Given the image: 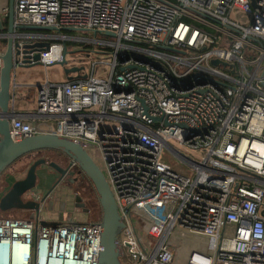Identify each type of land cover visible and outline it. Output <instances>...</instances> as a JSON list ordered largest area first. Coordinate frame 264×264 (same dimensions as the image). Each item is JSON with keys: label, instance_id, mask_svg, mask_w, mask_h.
<instances>
[{"label": "built area", "instance_id": "obj_1", "mask_svg": "<svg viewBox=\"0 0 264 264\" xmlns=\"http://www.w3.org/2000/svg\"><path fill=\"white\" fill-rule=\"evenodd\" d=\"M13 11L14 25L80 29L14 28L19 45H50L26 114L42 126L16 113L13 91L9 134L93 148L123 222L121 262L264 264V0H13ZM74 39L95 43L94 58L70 79L46 76ZM39 220L0 216V264H98L99 221Z\"/></svg>", "mask_w": 264, "mask_h": 264}, {"label": "water", "instance_id": "obj_2", "mask_svg": "<svg viewBox=\"0 0 264 264\" xmlns=\"http://www.w3.org/2000/svg\"><path fill=\"white\" fill-rule=\"evenodd\" d=\"M13 0H9L8 14L6 18V27L0 20V29H5L6 45L1 57L0 67V175L5 168L13 164L26 154L41 150L60 151L69 160V166L75 165L82 171L92 182L97 193L98 203L101 210L99 225L100 233V250L97 262L98 264H124L120 258L122 250L119 245L118 235L123 227L122 218L118 213L116 203L98 165L85 149V145L73 138L64 137L55 133L44 132L32 136H26L14 140L9 134V119L14 114L10 107L12 92L17 86L14 81V69H30L39 66V51L48 49L49 42H34L31 44L19 45L14 39V28L21 31L34 30L35 32L46 33L47 35L61 34L63 31H80L72 27L58 28L50 25H14ZM106 35L113 36L111 31H105ZM67 53L66 46L63 45V56ZM65 59L59 63L63 65ZM215 63V62H213ZM69 71H66L68 74ZM72 78L71 75L66 76ZM146 115V111H144ZM152 120L154 118L150 117ZM40 165H47L54 169L59 177L53 185L43 193L39 202L52 192L57 183L66 173V168L60 166L54 161L45 159H35L29 165L25 175L22 178L14 180L8 189L0 196V211L8 210H26L29 211V219L37 218L40 212V204L32 199H25L24 195L28 192H34L36 188V169ZM87 212V209H84ZM39 223L46 226H54L60 223V220L40 219Z\"/></svg>", "mask_w": 264, "mask_h": 264}, {"label": "rangeland", "instance_id": "obj_3", "mask_svg": "<svg viewBox=\"0 0 264 264\" xmlns=\"http://www.w3.org/2000/svg\"><path fill=\"white\" fill-rule=\"evenodd\" d=\"M74 36H77L79 38H81L82 36H84V38L86 37L85 34L78 32L77 34H75ZM54 38V37H52ZM57 42L56 39H52V42ZM75 43H77L78 45H68L67 46V53L65 54V63L63 65L61 64H57L54 63L53 65L49 66L46 68V73L47 75H49V78L51 79H65L67 74L66 71L69 72H75L77 71V68L82 67L83 65H86L88 62H90L94 56L96 55V53L91 52V50L93 49H97V46L95 43L91 44V46H87L85 44L84 41H80L78 39H74ZM60 43H56V45H58ZM85 45V46H84ZM91 49V50H90ZM89 50V51H87ZM38 67V66H35ZM31 74L34 76H36L37 74L39 75L38 77L42 78L43 76H45V71L44 69L41 67L40 68H31V69H17V73H16V77H15V82H19L21 79V82L23 80L29 79ZM24 77V78H23ZM27 86H23L22 88H26ZM29 90L23 89L18 92V95H16L17 97H15V103L16 106L18 107H25L26 110H30L33 106V94L31 95V92H28ZM29 96L31 95L29 98H24L23 95ZM24 100V101H22ZM24 102V103H23ZM40 126H42L41 124H39ZM48 150H41L39 152H33L30 154H26L23 157H21L20 159H18L17 161H15L13 164H11L10 166H8L7 168H5L3 170V172L0 175V196L8 189L9 185L16 180V178H22L25 173L27 168L29 167L30 163L32 161H34L35 159H39V158H43L46 161H55L56 163L57 160L55 159H61L62 163H59L60 166H65L66 163L69 162V160H65L62 156L57 155V157L54 156V154L48 153L46 152ZM86 151L88 152V154L90 156H92L93 158L95 157V152L93 150L92 147L87 146L86 147ZM64 159V160H63ZM164 161H166L167 163H173V159L174 157L171 156V158H168V156L163 155L162 158ZM97 162V165L99 167V169L101 170L102 174H106L101 162L98 159H94ZM41 166V165H40ZM48 167V166H46ZM41 167L38 168V171L40 170ZM48 169L50 170V172L54 173L57 176V172L48 167ZM37 171V173H38ZM76 188V189H75ZM59 189V191L64 190V195L61 194L60 198L65 199L66 201V205L64 207L63 210V214L62 216H71L74 219H81V217H86L87 219L90 220H99L101 217V210H100V206L98 203V198L97 195L94 191V188H92V193L91 195L88 194V192H84V190H81L80 188H77L75 186H72L71 188V192L69 190H66L64 187V182H61L59 184V186L55 189L57 190ZM54 190V191H55ZM77 191L79 192V196H81L83 198V201H85L86 207L88 208L87 212H83L80 208H78L77 206H75L73 204V197L74 194L77 193ZM78 198V197H77ZM81 206V205H80ZM27 211L26 210H18V209H14V210H8V211H4L1 212L0 211V216L3 217H25L27 215ZM50 214V211H48V205H46L44 207V209L41 211V213L39 212L40 216H45ZM133 218L136 221V229L138 231V233L140 234V236L142 237L143 241H146L148 239V237L141 231V227H140V223L138 221V217L133 214ZM169 246H171V241L169 239L168 241ZM184 249L186 250L187 248L184 247ZM123 263V262H122Z\"/></svg>", "mask_w": 264, "mask_h": 264}, {"label": "crops", "instance_id": "obj_4", "mask_svg": "<svg viewBox=\"0 0 264 264\" xmlns=\"http://www.w3.org/2000/svg\"><path fill=\"white\" fill-rule=\"evenodd\" d=\"M0 3L1 4H6L7 7H8L9 0H0ZM6 18L7 17H5V18H2L1 17L0 18L4 28L6 27V24H4L5 21H6ZM4 31H5V29L1 28L0 29V35L2 33H4ZM5 40L6 39H4V38H2L0 36V42L5 41ZM31 68H40L41 69V66L31 67ZM38 76H39L38 74L36 76L35 75L33 76L31 74V76H30L29 79H26V77H25V80H23L22 82H21L22 79L19 82H16L17 83V86L14 89V91H15V97H17L16 95H18V92L20 91V89L21 90L26 89V90H29L28 91L29 93L31 92V95L33 94V99H34L35 90H34V87L32 85L36 81H39L40 80L41 77L39 78ZM46 76L49 77V75H47V73H46ZM23 86H27V87L26 88H22ZM31 95L26 96L24 94L23 96H24V98H27V97L29 98ZM22 101H24V100H22ZM14 109L16 110V113L18 115L22 116L24 120L29 121L32 125H35L36 126V125H39L40 124V121L39 120H36L35 118H31V117H27L26 116L27 113L33 112L35 110V101L33 102V106H32V108L30 110H26L25 107H22L21 108V107L16 106V103L15 102H14ZM46 152L51 153V154H54V156L56 155L55 157H57V155L62 156L66 161L68 160L67 157L63 153H61L59 151L48 150ZM55 160H57L58 164L59 163H62V162H59V161H61L60 157H59V159H55ZM46 166L47 165H41V166H38L37 169H36V177H37V180H36V188H37V191L39 192V198H41L42 195H43V193L45 191H47L53 185V183L57 180V177H58V174L56 176L54 173L50 172V170ZM39 167H41V168L38 171V168ZM37 171H38V173H37ZM16 179H18V178H16ZM58 186L59 185H57V187ZM64 192H65L64 190L59 191V189H57V190L51 192L44 199L43 202H39V203H41L40 213H41V211L44 209V207L46 205H48V211H50V214H48V215H45V216H40L39 215L40 219H44V220H56V219H58V220H65V219L77 220V219H74L73 217H71L69 215L68 216H62L63 213H60L57 210V206L56 205H57V202L59 201L58 199L60 198V195L61 194L64 195ZM27 198H28V196H27ZM27 212L28 213H27V215L25 217H28L29 216V213L30 212L29 211H27ZM79 220H82V221H99V220H90V219H87L86 217H81V219H79Z\"/></svg>", "mask_w": 264, "mask_h": 264}, {"label": "flooded vegetation", "instance_id": "obj_5", "mask_svg": "<svg viewBox=\"0 0 264 264\" xmlns=\"http://www.w3.org/2000/svg\"><path fill=\"white\" fill-rule=\"evenodd\" d=\"M68 165H69V163H66L65 166H62L64 168H66V173L60 179V181L57 183V185H59L61 182H64L65 189L69 190L70 192H71L72 186H75L77 188H80L81 190H84V192H88L89 195L93 194L92 188H94V186H93L92 182L89 180V178L82 171H80L75 165H71V166L67 167ZM58 177H59V175H58ZM58 177H57V179H58ZM57 185L55 186V188H57ZM55 188L52 190V192L55 190ZM94 191H95V189H94ZM78 193L79 192L77 191V193L74 194L73 204L75 206H77L78 208H80L83 212H85L84 211L85 208L88 210V208L86 207L87 203L85 201H83V198L81 196H79ZM95 193H96V191H95ZM96 195H97V193H96ZM58 200L59 201L57 202V205H56L57 210L60 213H63L64 207L66 205V201L63 198H59Z\"/></svg>", "mask_w": 264, "mask_h": 264}, {"label": "trees", "instance_id": "obj_6", "mask_svg": "<svg viewBox=\"0 0 264 264\" xmlns=\"http://www.w3.org/2000/svg\"><path fill=\"white\" fill-rule=\"evenodd\" d=\"M4 24H6V21H5V23ZM25 31H32V32H35L34 30H25ZM62 34H66V35H69V34H74L72 31H63L62 32ZM83 34H85V35H89V34H87V33H83ZM95 37H103V34H100V33H96L95 34ZM52 43H55L54 41L52 42ZM72 44H74V45H78L77 43H75V42H71V41H66L65 42V45H66V47L68 46V45H72ZM85 45H87V46H91V45H89V44H85ZM84 45V46H85ZM106 49H109V48H106ZM35 152H39V151H35ZM60 152V151H59Z\"/></svg>", "mask_w": 264, "mask_h": 264}, {"label": "bare ground", "instance_id": "obj_7", "mask_svg": "<svg viewBox=\"0 0 264 264\" xmlns=\"http://www.w3.org/2000/svg\"><path fill=\"white\" fill-rule=\"evenodd\" d=\"M49 56L53 58H58L59 57V47H54ZM66 264H71V263L67 262Z\"/></svg>", "mask_w": 264, "mask_h": 264}]
</instances>
